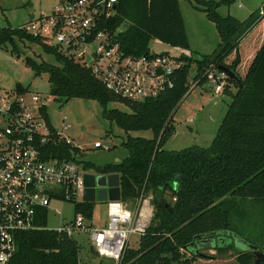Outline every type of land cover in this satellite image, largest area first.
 <instances>
[{
	"label": "trees",
	"instance_id": "obj_1",
	"mask_svg": "<svg viewBox=\"0 0 264 264\" xmlns=\"http://www.w3.org/2000/svg\"><path fill=\"white\" fill-rule=\"evenodd\" d=\"M193 1V7L205 12L219 35L214 48L198 58H192L187 51L178 0H116L113 13L104 21L108 28H118L117 39L125 53H148L151 39L185 52L177 56L183 64L173 72L172 86L142 99L113 93L89 68L18 25L0 26V47L8 42L14 51L15 39H26L52 56L53 61H35L28 56L23 61L35 74L46 72L48 91L54 99H93L99 104L101 115L126 133L120 142L125 155L119 161L101 165L81 162L77 157L79 148L64 139L45 144L52 155L81 162L85 169L117 173L119 199L133 202L134 208L145 195H150L152 212L145 230L136 247H124L116 264H192L196 254L182 246L190 241L195 245L199 239H193L195 234H200V238L222 234L212 246L216 252L232 248L229 241H222L225 233L242 237L264 251V244L240 233L232 221L235 212H243L238 204L245 200L264 207V24L262 31L256 30L264 18V3L244 19H238L215 11L218 4L228 0ZM192 62V80L198 83L206 79L205 72L211 64H224L241 84L227 76L222 92L230 95V101L207 146L165 150L161 143L172 131V113L188 91L187 74ZM14 89L20 93L27 87L16 84ZM110 102H119L125 108L108 107ZM40 110L53 129L45 107ZM140 129H149L152 135L127 133ZM93 202L76 201L72 203L73 211H80L89 220ZM45 218L46 209L40 208L36 219L40 227L17 232L10 264H79L76 240L63 231L46 228ZM210 232L215 234L204 235ZM89 249L97 255L91 246ZM251 262L248 250L235 254L234 264Z\"/></svg>",
	"mask_w": 264,
	"mask_h": 264
},
{
	"label": "built area",
	"instance_id": "obj_2",
	"mask_svg": "<svg viewBox=\"0 0 264 264\" xmlns=\"http://www.w3.org/2000/svg\"><path fill=\"white\" fill-rule=\"evenodd\" d=\"M115 2L58 0L18 27L89 68L113 93L131 99L155 96L172 86L171 76L183 64L177 57L182 50L125 53L117 39L118 28L112 30L104 22L113 13ZM205 77L217 93L222 91L227 74L211 64ZM196 82L192 80L191 87ZM47 101L49 96L36 91L0 88V264H10L17 232L40 227L36 223L40 208L47 213L51 200H83L82 174L87 171L75 160L45 149L49 141L70 143L62 134L64 118L60 129H52L41 113ZM92 146L108 149L97 140ZM144 200L133 210L120 199L105 200L107 219L102 226L89 225L85 216L75 211L68 224L52 229L70 237L73 231L87 232L96 254L117 263L129 236H139L145 230L151 212L142 207Z\"/></svg>",
	"mask_w": 264,
	"mask_h": 264
},
{
	"label": "rangeland",
	"instance_id": "obj_3",
	"mask_svg": "<svg viewBox=\"0 0 264 264\" xmlns=\"http://www.w3.org/2000/svg\"><path fill=\"white\" fill-rule=\"evenodd\" d=\"M57 1L0 0V26H17L36 15L40 10L51 7ZM178 2L180 13L183 16L184 28L188 34L190 48L192 49V51L190 50V56L198 58L201 53L211 49L214 39L219 40L218 32L214 23L208 19L205 12L193 7V4H195L193 0H178ZM263 3L264 0H228L218 4L215 11L221 16L229 14L238 19H244L251 10L260 9ZM15 44V52L10 50L11 45L8 42L0 47V88L11 90L15 88L16 84H19L22 87H27L28 91H36L41 96H49V101H47L45 106L49 122L53 127L60 129L61 120L64 118L66 128L62 130V134L70 140L72 145L79 148L77 157L81 162L90 161L101 165L107 161H119L126 153L125 148L120 144L126 133L101 115V108L97 101L93 99L77 97L67 100L54 99L48 91L46 72L40 71L35 74L34 70L23 61L25 56L35 61H53L52 56L42 51L37 43L26 39H15ZM149 50L152 52L161 50H169L171 53L178 52L176 48L156 39L150 40ZM182 52L184 55L185 52ZM194 71L195 63L192 62L187 74L188 91L181 97L172 113L170 120L172 131L161 143L162 149L177 150L189 145L207 146L216 131L227 103L230 101L229 94L222 91L213 92L212 83L207 79L191 87L190 83L192 82ZM229 88L234 90L232 84L229 85ZM107 106L125 108L119 102H110ZM127 133L144 137L152 135L149 129L129 130ZM95 140L102 144H107L108 149L93 147L92 142ZM81 168L85 171L95 172L92 167L85 169L81 166ZM123 204L130 210L134 209L133 202H123ZM238 206L242 208L243 212L240 214L235 212L233 214V224L243 235L258 244H264V207H260L257 203L248 200L243 201ZM142 207L150 208V212H152L149 194L145 195ZM73 215L74 211L71 202L57 199L51 200L47 206L45 227L64 226L72 220ZM106 219L105 201L95 200L91 218L87 220V223L91 226H102ZM71 237L79 245V264H116L114 260L100 257L90 251L87 232L73 231ZM138 237L137 234L132 233L126 246L136 247ZM224 238L222 240L225 242L227 240L232 242L233 240L235 247H244L234 236L229 237L225 233ZM199 250L211 254L212 257L196 255L192 264L235 263V249H225L221 252H216L213 248H199Z\"/></svg>",
	"mask_w": 264,
	"mask_h": 264
},
{
	"label": "water",
	"instance_id": "obj_4",
	"mask_svg": "<svg viewBox=\"0 0 264 264\" xmlns=\"http://www.w3.org/2000/svg\"><path fill=\"white\" fill-rule=\"evenodd\" d=\"M161 53L165 54L166 51H162ZM217 69L224 71L227 76L231 77L238 85H240V81L237 75L226 65L224 64H216L215 66ZM82 182L84 185L82 199L87 201H95V200H113L119 199V179L118 174L115 172L112 173H100V172H91L87 171L82 174ZM165 205V203H164ZM170 210V208H169ZM215 232H210L204 235H212ZM200 234H195L193 239L196 240L200 238ZM238 236L234 235V238ZM244 240V239H243ZM210 242L207 243L202 248L208 247ZM196 244V242H195ZM244 247L252 249V262L251 264H261L264 261V253L258 249H256V245L251 242L243 241ZM182 248L192 250L196 255L201 257H212L211 254L202 252L199 248L194 247V241L188 242V244H184ZM225 264H231L226 262Z\"/></svg>",
	"mask_w": 264,
	"mask_h": 264
},
{
	"label": "flooded vegetation",
	"instance_id": "obj_5",
	"mask_svg": "<svg viewBox=\"0 0 264 264\" xmlns=\"http://www.w3.org/2000/svg\"><path fill=\"white\" fill-rule=\"evenodd\" d=\"M222 234H216V235H212V236H208V237H204V238H199V239H197V242H196V244L194 245V247H196V248H202V247H204L205 245H207V243H209V241H211L210 242V245H208V247H205V248H207V249H209V248H212V246L215 244V242L218 240L217 238H220V236H221ZM239 243H241L243 246H244V244H243V241L245 240L244 238H242V237H237V238H235ZM244 239V240H243ZM223 241V240H222ZM246 241V240H245ZM226 242H228V240L226 241ZM231 244H232V248L231 249H235L236 250V252H235V254L236 253H238V252H240V251H244V250H248L249 252H251V254H252V249H249V248H246V247H243V248H238V247H235L234 246V244H233V240H232V242L231 241H229ZM246 242H248V241H246ZM256 245V244H255ZM256 249H258V250H260L258 247H257V245H256ZM260 251H262V250H260ZM263 253H264V251H262ZM261 264H264V261H262L261 262Z\"/></svg>",
	"mask_w": 264,
	"mask_h": 264
},
{
	"label": "crops",
	"instance_id": "obj_6",
	"mask_svg": "<svg viewBox=\"0 0 264 264\" xmlns=\"http://www.w3.org/2000/svg\"><path fill=\"white\" fill-rule=\"evenodd\" d=\"M178 6H179V2H178ZM179 9H180V7H179ZM198 10V9H197ZM181 16H182V14H181ZM182 18H183V16H182ZM263 24H264V18H261L260 19V21H259V23L257 24V27H256V30L258 31L259 29H260V31H262L263 30ZM185 32H186V30H185ZM186 36H187V40H188V48H187V50H188V52H189V54H190V50L192 51V49L190 48V44H189V38H188V34H187V32H186ZM219 41V40H218ZM217 40H215L214 39V41L212 42V44L213 45H211L212 47H210L211 49L209 50V51H211L213 48H214V46L217 44V42H218ZM211 44V43H210ZM215 44V45H214ZM203 50H205V49H203ZM209 51H205V53H208ZM202 54V53H201ZM198 82H196V84H197ZM231 89V88H230ZM234 89V88H233ZM151 214V213H150Z\"/></svg>",
	"mask_w": 264,
	"mask_h": 264
}]
</instances>
